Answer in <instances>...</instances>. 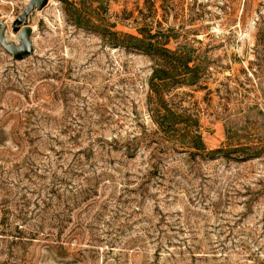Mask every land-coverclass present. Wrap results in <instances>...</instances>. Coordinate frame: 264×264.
<instances>
[{
	"label": "rangeland",
	"instance_id": "374dc122",
	"mask_svg": "<svg viewBox=\"0 0 264 264\" xmlns=\"http://www.w3.org/2000/svg\"><path fill=\"white\" fill-rule=\"evenodd\" d=\"M29 1L0 0L7 40ZM28 25L30 57L0 47V264H264V0Z\"/></svg>",
	"mask_w": 264,
	"mask_h": 264
},
{
	"label": "water",
	"instance_id": "95a60500",
	"mask_svg": "<svg viewBox=\"0 0 264 264\" xmlns=\"http://www.w3.org/2000/svg\"><path fill=\"white\" fill-rule=\"evenodd\" d=\"M49 3V0H30L25 10L13 20L12 32L15 33V40H7V24L0 21V47L10 55L12 62H20L34 53L32 44L33 28L28 25L30 16L35 11H41Z\"/></svg>",
	"mask_w": 264,
	"mask_h": 264
},
{
	"label": "bare ground",
	"instance_id": "6f19581e",
	"mask_svg": "<svg viewBox=\"0 0 264 264\" xmlns=\"http://www.w3.org/2000/svg\"><path fill=\"white\" fill-rule=\"evenodd\" d=\"M244 37V36H243Z\"/></svg>",
	"mask_w": 264,
	"mask_h": 264
}]
</instances>
